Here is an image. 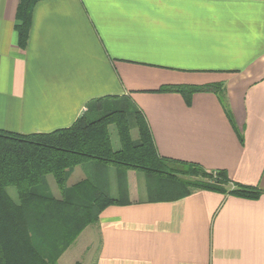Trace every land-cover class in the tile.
Returning <instances> with one entry per match:
<instances>
[{"label":"crops","instance_id":"1","mask_svg":"<svg viewBox=\"0 0 264 264\" xmlns=\"http://www.w3.org/2000/svg\"><path fill=\"white\" fill-rule=\"evenodd\" d=\"M20 1L0 0V129L51 132L128 97L159 156L225 170L262 191L166 199L145 172L76 166L67 186L73 173L102 177L118 200L94 224L93 264H264V0H37L24 47ZM176 84L222 92H195L186 103L157 91Z\"/></svg>","mask_w":264,"mask_h":264},{"label":"trees","instance_id":"2","mask_svg":"<svg viewBox=\"0 0 264 264\" xmlns=\"http://www.w3.org/2000/svg\"><path fill=\"white\" fill-rule=\"evenodd\" d=\"M36 1L21 0L17 8L21 47L27 41ZM157 91L179 92L190 103L195 92L212 91L220 97L222 86L176 84ZM125 105L132 106L131 122ZM104 111L94 119L78 117L68 127L51 132L19 134L0 129V264H55L88 225L98 222L107 205L118 203L102 186V177H85L67 186L69 172L89 162L145 172L153 176L162 192L159 195L166 199L197 189L249 199L262 193L255 186L233 182L225 170L159 156L144 115L130 98L116 99ZM111 124L119 141L116 150L111 145ZM132 127L137 129V140L131 137ZM47 175L52 176L60 198L43 189Z\"/></svg>","mask_w":264,"mask_h":264},{"label":"rangeland","instance_id":"3","mask_svg":"<svg viewBox=\"0 0 264 264\" xmlns=\"http://www.w3.org/2000/svg\"><path fill=\"white\" fill-rule=\"evenodd\" d=\"M126 106V105H125ZM134 106L137 107L136 104ZM127 114H129V120L132 121L133 118V109L132 106L128 108L126 106ZM138 108V107H137ZM139 109V108H138ZM104 111V110H103ZM105 112V111H104ZM101 112L100 114H102ZM98 114V116L100 115ZM96 116V117H98ZM109 134L111 139V145L114 150L119 148V141L118 136L116 132V127L114 124L109 125ZM131 137L137 138V129L136 127H132L130 129ZM79 170V169H76ZM79 173H73L69 179L71 183L76 182L79 178ZM50 176V175H49ZM47 178V177H46ZM68 181V182H69ZM44 183L48 185L46 179L44 180ZM68 184V183H67ZM47 185L43 187L46 192H48ZM8 191L10 194H14V188L9 187ZM99 232L97 227L94 224L88 225L77 237L75 242L70 245L65 252L57 259L55 264H75L78 262L79 264H93L94 260L96 258L98 248H99Z\"/></svg>","mask_w":264,"mask_h":264}]
</instances>
